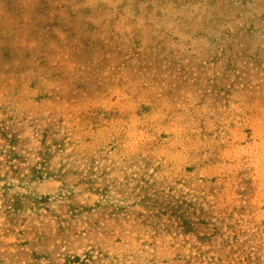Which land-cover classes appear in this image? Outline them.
<instances>
[{
    "label": "rangeland",
    "instance_id": "obj_1",
    "mask_svg": "<svg viewBox=\"0 0 264 264\" xmlns=\"http://www.w3.org/2000/svg\"><path fill=\"white\" fill-rule=\"evenodd\" d=\"M0 264H264V0H0Z\"/></svg>",
    "mask_w": 264,
    "mask_h": 264
}]
</instances>
